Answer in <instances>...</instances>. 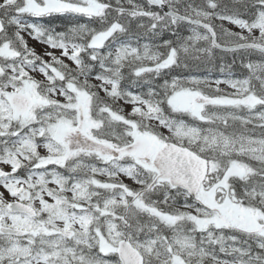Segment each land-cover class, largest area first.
I'll use <instances>...</instances> for the list:
<instances>
[{"label": "snow or ice", "instance_id": "6c2138e0", "mask_svg": "<svg viewBox=\"0 0 264 264\" xmlns=\"http://www.w3.org/2000/svg\"><path fill=\"white\" fill-rule=\"evenodd\" d=\"M0 188V264H264V0H0Z\"/></svg>", "mask_w": 264, "mask_h": 264}, {"label": "trees", "instance_id": "16d2710c", "mask_svg": "<svg viewBox=\"0 0 264 264\" xmlns=\"http://www.w3.org/2000/svg\"><path fill=\"white\" fill-rule=\"evenodd\" d=\"M82 22H83V21H82ZM54 24H55V26H57L58 28H63V27L67 24V21H66V20H63V19H59V20H56V21L54 22ZM252 58H260V59H261V57L259 56V54H255V55H253ZM231 60H232V56H231V54H228L227 56H224V57H223L222 62H223V63H231ZM211 68L214 69V71H215L214 74L216 75V74H217L216 72L218 71V68H217V67H205V68H201V69L198 70V72H202L203 70H209V69H211ZM230 71L236 72V73H238L239 75H242V76L245 75L246 72H247V70L241 68V67L239 66L238 63L232 65Z\"/></svg>", "mask_w": 264, "mask_h": 264}, {"label": "rangeland", "instance_id": "374dc122", "mask_svg": "<svg viewBox=\"0 0 264 264\" xmlns=\"http://www.w3.org/2000/svg\"><path fill=\"white\" fill-rule=\"evenodd\" d=\"M225 25L227 27L232 28V30H234V31H239V29L235 28V26L229 25L227 23ZM29 44H30V46L34 47L37 50L38 53L43 54V52H44V46L43 45H41V44L37 43L36 41L31 40V39H29ZM57 55H59L58 52H57ZM66 62H68L69 64H71V61H66ZM205 76H209L212 79L223 77V75L222 76H219V77H211L210 75H205ZM221 87L222 88H225L226 86L225 85H221ZM101 95H103V93H101ZM124 107H125V110L126 111H129L131 106L130 105H124ZM6 170H8V169H6ZM125 183H128L129 185H132L133 184V182L131 180L127 179V178H125ZM0 191H4V189L3 188H0ZM5 195H7L6 192H5Z\"/></svg>", "mask_w": 264, "mask_h": 264}]
</instances>
